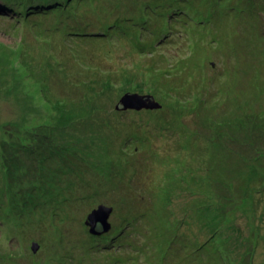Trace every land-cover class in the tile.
Here are the masks:
<instances>
[{
    "label": "rangeland",
    "instance_id": "374dc122",
    "mask_svg": "<svg viewBox=\"0 0 264 264\" xmlns=\"http://www.w3.org/2000/svg\"><path fill=\"white\" fill-rule=\"evenodd\" d=\"M81 4L0 0V264H264V0H182L154 46L147 0ZM124 12L127 38L97 29Z\"/></svg>",
    "mask_w": 264,
    "mask_h": 264
},
{
    "label": "trees",
    "instance_id": "16d2710c",
    "mask_svg": "<svg viewBox=\"0 0 264 264\" xmlns=\"http://www.w3.org/2000/svg\"><path fill=\"white\" fill-rule=\"evenodd\" d=\"M33 1L35 3H33ZM87 0H2L3 3H5V5H9L8 7L11 8V3H12V14H15L17 16L18 21H24L29 15V13H35V12H42V13H46V12H52L54 13V11H56L57 9H61L64 7V12L66 14H70L73 16H78V11L77 8L79 6H81V3H84ZM93 1V0H91ZM152 1V3H151ZM154 1V2H153ZM182 0H167L166 1H162V0H147V3H150L149 6L148 4H146L147 8L150 9L152 8L154 10L155 8V12H157L161 18L164 19L163 21V25L160 26L159 24H157V28L155 29V31L150 32L153 37H154V41L152 42V45L154 46L156 41H160L163 40L166 36L167 32H171L169 31V25L171 24V19L170 21H167V13L173 14L176 13L174 10L179 7L180 2ZM192 3V0H191ZM172 6V10L171 11H167L164 9L165 6ZM162 6V7H161ZM191 7V6H190ZM223 8L226 9H230L229 5H224L222 6ZM208 12H213L212 8L209 7V11ZM183 14V13H182ZM126 15H131L128 14L126 12L124 13H120L119 15H117L116 17H108L105 21H100L102 22L100 25L97 26V29H101L102 33H104L105 35H107L109 32H113V30L111 29V27L113 26V29H115L116 31L118 30V33H115L114 36H119L121 38H127L128 36H130V31L132 32V29H130L131 27L128 25L127 20H131L130 17L126 16ZM176 15H178V13H176ZM197 15H199V19H200V13H198ZM133 15H131L132 17ZM171 17V16H170ZM182 15H178V16H174L175 20H180L181 22H186L183 19H181ZM203 17V16H202ZM206 17V16H205ZM194 20L196 19V17H193ZM84 22H80L78 23L82 26L85 27L86 24L90 21V19L86 18L85 20H82ZM68 26L67 24L65 25V27ZM115 26V28H114ZM147 26V25H146ZM80 27V26H79ZM117 27V28H116ZM149 29V27H147ZM79 29V28H78ZM141 30L142 32L145 31ZM121 32H124L125 35H123ZM111 35V34H108ZM181 66V65H180ZM185 72H187V67H184ZM173 70H170V72H172ZM145 73V70L143 71V74ZM160 73V72H159ZM35 130H37V128H35ZM214 199L212 196H209V200ZM198 207L199 204H195ZM194 205V207H195ZM207 206H214L217 207L219 206L218 203H209V205L207 204ZM210 220L214 223L216 221L217 224L213 225V227L216 226L213 235L211 236L212 241L215 237L216 229H223L222 225H218L219 222L218 220L214 219V218H210ZM211 223V222H210ZM225 230V229H224ZM254 234L249 235V237L252 238H246V242L248 243H255L257 238H259L256 232V229L254 228V231H252ZM214 236V237H213ZM262 238V237H261ZM207 245H204L203 248H207ZM224 246V244H223ZM201 247V246H200ZM225 247V246H224ZM224 251L227 253L228 250L227 248H224Z\"/></svg>",
    "mask_w": 264,
    "mask_h": 264
},
{
    "label": "water",
    "instance_id": "95a60500",
    "mask_svg": "<svg viewBox=\"0 0 264 264\" xmlns=\"http://www.w3.org/2000/svg\"><path fill=\"white\" fill-rule=\"evenodd\" d=\"M162 105L156 100L152 94H141L136 92H128L122 96L120 102L116 107L128 109V108H160ZM113 211L112 206L104 204L98 205L93 209L86 220V224L90 226V232L92 234H103L108 232L112 228V223L109 221L110 215ZM39 244L34 242L32 248L34 251L38 250Z\"/></svg>",
    "mask_w": 264,
    "mask_h": 264
},
{
    "label": "bare ground",
    "instance_id": "6f19581e",
    "mask_svg": "<svg viewBox=\"0 0 264 264\" xmlns=\"http://www.w3.org/2000/svg\"><path fill=\"white\" fill-rule=\"evenodd\" d=\"M82 99L78 98L75 100V102H80Z\"/></svg>",
    "mask_w": 264,
    "mask_h": 264
}]
</instances>
